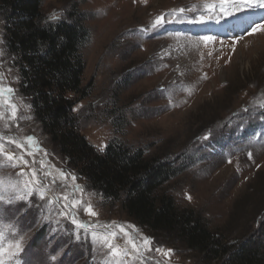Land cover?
Segmentation results:
<instances>
[{"label": "rangeland", "instance_id": "1", "mask_svg": "<svg viewBox=\"0 0 264 264\" xmlns=\"http://www.w3.org/2000/svg\"><path fill=\"white\" fill-rule=\"evenodd\" d=\"M76 5L90 31L91 93L74 108L87 140L103 151L119 138L183 163L166 189L234 248L264 229V31H252L264 7L221 18V0H45L43 11L57 20ZM159 16L169 23L153 29ZM2 26L0 82L15 90L0 97L4 264H196V253L150 235L67 166L19 93ZM249 124L257 133L243 135ZM17 242L23 252L12 256Z\"/></svg>", "mask_w": 264, "mask_h": 264}, {"label": "trees", "instance_id": "2", "mask_svg": "<svg viewBox=\"0 0 264 264\" xmlns=\"http://www.w3.org/2000/svg\"><path fill=\"white\" fill-rule=\"evenodd\" d=\"M44 1L0 0V21L5 51L19 71V93L31 102L41 132L67 166L107 202H120L122 211L150 235L196 253V264H264L262 227L234 248L196 209L177 204L166 186L184 170L183 163L163 161L119 138L103 151L87 140L74 108L91 93L92 84H83V48L90 31L77 5L62 18L48 20ZM258 129L249 124L242 134ZM43 231L34 240L42 239Z\"/></svg>", "mask_w": 264, "mask_h": 264}, {"label": "snow or ice", "instance_id": "3", "mask_svg": "<svg viewBox=\"0 0 264 264\" xmlns=\"http://www.w3.org/2000/svg\"><path fill=\"white\" fill-rule=\"evenodd\" d=\"M225 4L229 5V7L231 9H233L234 11H230L229 8L224 7ZM255 7H264V0H221V5H220V12L222 13V17L221 18H223V16H233L234 12H241L243 8L251 9V8H255ZM181 11H183V10L181 9ZM208 19L209 20H213V19H216V18L213 17V16H209ZM203 22H204L203 18H201L200 21H193V23H203ZM166 23H169V21H167L164 16H159V17L156 18V21L152 25V28L156 29V28L162 27ZM252 31L253 32L264 31V24L253 26L252 27ZM203 39L205 41H212L215 38L211 37V36H205V37H203ZM14 91L15 90L12 89L11 87L5 88L3 83L0 82V97H2L5 92H7L9 95H11ZM12 108L15 109V105H12ZM29 139H34V138L33 137H29ZM249 155H251V154H249ZM9 159H12L11 155H9ZM33 174H35V173H33ZM73 179H75V177H73ZM190 198L191 197H189V199ZM87 211H88L89 214H91L93 216L96 215V213L94 211H92L90 206L87 209ZM73 223L79 224V226L82 227V228L85 226L84 224H82L79 221L73 220ZM144 242H145V244L149 243L148 240H145ZM132 246H133V248L136 247V245L134 243H133ZM9 247H11V246H9ZM15 247H16V252L11 253L12 256H16L19 253L23 252V248L21 247L19 242H17ZM109 247L111 248L112 246L109 245ZM112 250H113V254L114 255H120V250L118 248H113ZM149 250H151V248H149ZM8 251H9V249L0 247V264H4L3 256ZM156 251H159V249H156ZM171 251L172 250L169 249L168 253H171ZM52 259H55V257H52Z\"/></svg>", "mask_w": 264, "mask_h": 264}]
</instances>
